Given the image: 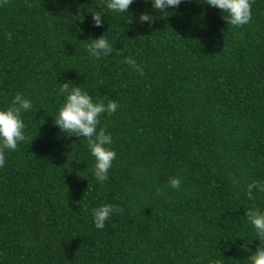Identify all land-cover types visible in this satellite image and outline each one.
Instances as JSON below:
<instances>
[{"label":"trees","instance_id":"1","mask_svg":"<svg viewBox=\"0 0 264 264\" xmlns=\"http://www.w3.org/2000/svg\"><path fill=\"white\" fill-rule=\"evenodd\" d=\"M223 15L205 0L164 11L134 0L123 13L99 0H0V110L17 93L32 102L26 139L0 167V264H249L260 241L245 213L264 211V192L246 195L264 183V0L242 27ZM103 34L115 50L97 60L86 44ZM68 81L119 105L97 128L117 154L103 184L86 138L54 124ZM102 203L124 211L97 229Z\"/></svg>","mask_w":264,"mask_h":264},{"label":"clouds","instance_id":"2","mask_svg":"<svg viewBox=\"0 0 264 264\" xmlns=\"http://www.w3.org/2000/svg\"><path fill=\"white\" fill-rule=\"evenodd\" d=\"M101 4H106V8L112 12H128L130 5L134 0H99ZM182 0H152L155 10L164 11L169 7L176 8ZM205 2L215 8L222 10L223 18L228 24L236 27H242L250 23L252 19L251 6L254 0H205ZM7 4L8 0H2ZM93 25L101 27L103 24L102 13L92 11ZM141 23L151 22L154 18L142 13L139 16ZM90 43L86 44L88 53L99 60L101 57L108 56L115 50L103 34L99 38L89 39ZM124 63L129 64L136 69L141 75L144 74L143 68L138 66L136 61L131 57H125ZM59 92L64 95L65 101L59 106L58 114L55 116L54 124L60 128L63 133L69 137L86 138L87 147L91 155L95 158L93 172L97 181L103 184L108 179V172L116 159V152L111 149L112 136L107 133L106 127H100V116L107 113L111 116L118 109V103L115 100H109L107 104L104 101H94L92 96L80 86H74L72 81L62 83ZM32 108L30 99L25 98L22 93H17L6 110H0V167L6 162V150L17 151L19 142L26 139L24 129L26 127L22 119V113ZM169 185L173 189L179 190L181 187V178L170 177ZM254 190L264 192V183L254 181L247 185V199L255 200ZM157 196L163 194L161 189H157ZM92 216L97 229H104L106 221L112 214L122 213L121 207H115L111 204L102 203L93 208ZM245 216L248 222L254 227L257 234V240L260 244L248 258L249 264H264V211L259 208H249ZM209 264H223L219 259L209 260Z\"/></svg>","mask_w":264,"mask_h":264}]
</instances>
